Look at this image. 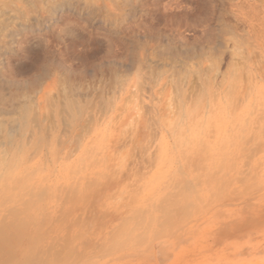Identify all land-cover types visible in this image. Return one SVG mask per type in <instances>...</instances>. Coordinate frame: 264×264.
<instances>
[{"label": "bare ground", "instance_id": "1", "mask_svg": "<svg viewBox=\"0 0 264 264\" xmlns=\"http://www.w3.org/2000/svg\"><path fill=\"white\" fill-rule=\"evenodd\" d=\"M31 2L35 11L49 13L42 15L43 19L38 20L31 28L12 27L11 17L0 20V264L94 263V258L99 259L98 257L118 252L119 249L149 244L148 241L152 243L149 240L151 237H160L158 239L161 240L164 238L161 236L167 231L169 235L165 236H171L173 232L170 231L175 224L178 225L177 219L181 217L183 221L187 220V216H181L183 210L190 211L198 204L197 195H200L205 181L209 179L213 182L210 178H217V175L222 176L227 172L230 180L225 179L230 183L221 181H226L225 184L228 183L227 186H231L235 192L240 187L248 190L255 184L264 182V88L259 90V98L256 100L255 97H250L252 108L247 116L244 115L243 118L240 115L232 123L228 118H224L228 121H222V113L229 110L231 113V105H226L225 99H219L218 96L215 99L217 92L214 97L211 94L208 101H205L206 98L197 99L195 109L187 110L185 114L180 112L176 118L165 119L164 124L170 135H162L158 150L154 151L157 169H154L152 175L148 174L151 170L147 171V165L151 161L153 166L154 159V154L150 152L152 143L150 144L149 137L153 130L150 133L149 129L152 127L149 119L144 120L145 124L142 121L144 125L139 123L140 126H137V122H134L122 131L115 129L112 134L107 133L114 138L110 150L103 130L90 139L80 138L81 134L74 135V139L77 136L80 138H77L78 146L74 144L77 142L72 139L73 125L84 112V104L72 97V59L64 48L59 45L51 46L48 38L41 32V27L46 29L53 26L62 17L60 15L67 13L74 19H80L106 32L119 18H127L131 14L130 7L135 6L134 1ZM117 10L123 11V14L116 13ZM5 11L0 8V12ZM26 30L32 34L26 35ZM110 32L111 30L106 32V36ZM142 32L135 30L132 37L143 42L147 34ZM20 35L23 36V40L19 42L21 45L14 39H19ZM8 37L11 41L8 39L7 42L5 38ZM107 40L111 49L113 42L109 37ZM111 62H119V59H112ZM239 69L236 67L235 70ZM243 74L251 75L240 73ZM44 82L46 85L43 86ZM226 92L228 91L225 90ZM251 95L253 94L249 93L248 98ZM178 106L174 108L177 109ZM246 111L241 114H246ZM166 115L167 111L163 116ZM153 117L152 123L153 119L157 120ZM156 125L159 126V123ZM156 125L153 123V127L159 129ZM80 128L85 129L82 126ZM158 132L159 130L155 136ZM152 136L153 141L155 138ZM108 181L119 186L117 188L120 194L116 196L119 205L117 198H111L117 201H113L116 205L105 204L107 199H99L101 203L105 202L104 207L107 206L109 211L113 210L111 214L124 204H131L132 208V202H138L140 206L132 211L119 229L115 231V228L113 232L109 230L103 235L102 228L107 231V227L112 226L109 223L110 226L107 224L102 227L103 223L112 216L105 213L106 209H102L98 201L100 205H95V202L96 196H102L103 189L110 186ZM168 184L173 185L170 189L178 195H164ZM221 186L225 187L223 184ZM221 186L219 185V189ZM225 189L227 190L226 187L223 188ZM220 193H215L216 198ZM222 196L228 197L220 195ZM153 200L157 202L152 204ZM203 200L205 199L202 197V202ZM91 205H99L103 214L110 218H104L99 208L95 209L99 212L89 214L88 208ZM153 207L161 214L153 215ZM91 254L93 257H90ZM89 258L93 259L88 263Z\"/></svg>", "mask_w": 264, "mask_h": 264}, {"label": "rangeland", "instance_id": "2", "mask_svg": "<svg viewBox=\"0 0 264 264\" xmlns=\"http://www.w3.org/2000/svg\"><path fill=\"white\" fill-rule=\"evenodd\" d=\"M9 1L0 0V8L6 10L0 12V20L11 17L12 27L22 26L29 29L36 25L38 20L43 19L42 15H49L47 12L35 11L32 0ZM132 1L135 6L130 7L131 14L127 18H119L114 25L109 26L106 32L109 33L111 30V34L108 36L105 31L80 19H74L67 13L60 15L62 17L56 20L53 26L46 29L41 27V32L48 38L51 46L59 45L64 48L72 59V97L84 104V112L73 125V141L77 142V138L90 139L103 130L110 144L107 147L111 149L114 138L109 137L107 133L112 134L115 129L122 131L134 122H137V126L144 125L149 119L152 127L149 129L150 133L153 130L149 137L150 144L152 143L150 152L154 154L155 149L158 150L161 136L170 135L167 133L164 120L170 117L173 119L174 116L176 118L180 112L185 114L187 110L195 109L197 99L206 98L205 101H208L211 94L215 96V92L220 95L217 94L215 99L218 96L219 99H225L226 105H231L229 106L231 113L229 110L221 115L223 122L228 121L224 118H228L232 123V120L236 121L240 115L243 118L244 115L247 116V112L252 108L250 97H255L256 100L259 98V90L264 88V0ZM115 12L123 14L120 10ZM135 30L147 34L143 42L132 37ZM25 32L26 35L32 34L27 30ZM108 37L113 42L111 49ZM18 38L14 37L17 44L23 40V36L20 35ZM8 39L11 41L9 37L5 38L7 42ZM115 58H118L119 62H111ZM236 67L240 69L237 71ZM230 72L235 74V77L237 74L236 79ZM224 86L226 88L223 89ZM225 90L228 92L225 93ZM249 93L253 95L248 98ZM237 96H242L243 99L242 97L238 99ZM177 106L179 108L175 109ZM242 110H247L246 114H241ZM166 111L167 115L163 116ZM153 116L158 120L157 122L153 119V123L155 125L159 123V126L156 125L159 129L153 127L151 121ZM81 126L85 129L80 128ZM158 130V135L155 136ZM77 134H81L80 138L77 136L74 139V135ZM151 136L155 138L153 141ZM74 144L77 145L78 142ZM154 144H157L156 147ZM75 146L74 149L77 150ZM154 156L156 155H152L153 158ZM262 156L264 157V152ZM152 161L153 166L151 161L147 165V171L151 170L148 172L150 175L157 169L155 158ZM224 173L222 176L217 175L219 176L217 178H210L213 180V182L210 180L211 183L207 178L209 183L205 181L207 185L204 184L200 189V195H197L200 202L198 201L190 211L183 210L184 214L181 216L182 218L187 216L185 217L187 220L183 221L181 217L177 219L178 225L175 224L170 231L173 232L171 236H165L169 235L167 231L161 236L164 237L161 240L158 239L160 237H151L149 240L152 243L148 241L149 244L131 245L129 248L98 257L99 259L89 258L88 263L93 259L95 264H264V182L259 183L260 185L255 184L256 187L254 185L248 190L240 187L236 193L231 186L230 188L227 186L230 183V176L227 172ZM184 178L183 176L182 179ZM225 178L229 179V182ZM221 179L226 180L227 185L226 181L223 183ZM214 181H219L220 186L223 184L228 192H225L223 190L225 187L222 186L220 190ZM107 184L110 186L103 189L102 196L97 194L99 197L96 196L95 205L100 203L102 209H106L105 213L111 214L113 210L109 211L104 205L107 203L116 205L113 201H118L117 205L120 204L117 198L120 195L117 188L119 186L111 181ZM168 185L164 195L168 197L171 194L178 195L177 192L171 191L170 186L173 185ZM212 190L214 193L210 192ZM215 193L228 197L219 195L220 198L217 196L219 200ZM208 195L212 196L209 198ZM202 197L205 199L203 202ZM101 198L104 201L111 200L113 203L107 201L101 203L99 201ZM155 202L157 201L153 200L152 204ZM199 204L201 206H198ZM95 205L88 208L91 212L89 214L99 212L100 206ZM128 205H122L118 211L114 209L111 219L105 220L102 227L107 224L112 226L105 228L107 231L102 228L103 235L109 230L113 232L115 228V231L119 229L132 211L140 206L138 202H132L134 206L130 208V204L129 209ZM96 208L99 210H95ZM102 209L100 211L105 218L107 215L103 214ZM196 211L200 213L195 215ZM151 213L161 214L156 207H153ZM189 236L193 239H189ZM90 257H93V254Z\"/></svg>", "mask_w": 264, "mask_h": 264}]
</instances>
